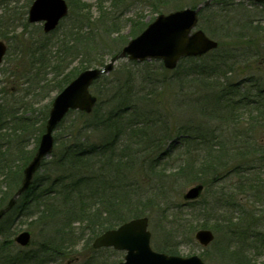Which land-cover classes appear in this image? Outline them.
Returning a JSON list of instances; mask_svg holds the SVG:
<instances>
[{
    "label": "rangeland",
    "instance_id": "1",
    "mask_svg": "<svg viewBox=\"0 0 264 264\" xmlns=\"http://www.w3.org/2000/svg\"><path fill=\"white\" fill-rule=\"evenodd\" d=\"M32 1L0 0V39L8 45L7 55L0 64V163L3 162V157L5 162L13 165L14 173L15 171L19 173L18 169L23 159L28 157L34 148L29 162L35 156L40 137L46 129L52 99L57 93L51 92L50 89L57 73V68L52 64L53 57L47 55L50 59L44 61L36 50V44L41 45L45 42L52 44L57 38L55 35L54 38L45 37L43 40V24L28 22V10ZM81 1L80 4L75 1V9L85 12L83 10L85 3L86 13L92 23L91 28L102 31L106 27L99 19L103 11L108 24L112 23L113 34L109 32L110 35L105 36V44L101 51L103 63L92 66L100 67L109 62L118 48L123 47L121 45L125 41V36L128 37L132 28L130 19L133 21L140 19L141 24L147 25L160 13L169 14L179 9L192 8L204 0H165V2L126 0L121 4L107 0L106 4H102V9L100 2L104 0ZM115 24L116 26H113ZM198 28L203 29L211 38L219 42L216 55H223L220 70L223 76L227 74V77L237 81L238 84L246 83L250 78L261 79L264 82V3L250 0H223L219 3L215 1L200 14ZM51 49L55 50L53 47L45 46L46 52ZM205 56L206 60H210L214 57V53ZM87 59L90 61L92 58ZM158 61H137L140 65H130L135 69H141L146 63L154 66ZM129 63L127 58L118 60L109 76H117L120 69ZM183 65L185 66L186 63L182 60L178 68ZM176 70H168L163 74L173 76ZM92 92L97 95L95 91ZM154 92L158 95H152L153 99L148 98L140 102L146 114L139 119L148 124H143L135 134L134 138L138 137L139 141H134L131 143L132 146H129L128 137L123 136V144L119 143V146L123 147L122 153L129 147L135 149L137 146L143 149L147 147L144 152L147 159L142 161L143 168L137 186L146 193L143 198L150 199L149 204L139 207L145 211L141 216L149 218L148 228L151 232L153 248L156 249L155 245H161L163 242L172 244V241L174 243L180 241L182 255L198 254L206 264H245L247 257L252 260V264H264V157L248 153L245 156L246 160L240 165L241 168L227 174L225 171H219L220 169L204 171L203 174L200 171L189 172L188 169L184 175L179 174L194 156L198 161L204 155V151L196 147V143L203 144L205 137L203 135L198 137L200 142L194 140L190 142L193 144L192 153H185L188 138L184 132L181 133L182 129L187 128L189 134H197L200 126L208 128L210 133L205 137L206 142H217L215 137L227 139L231 134L229 130L226 133L222 131L221 134L222 124L215 119L218 114L203 115L201 109L198 110V107L202 108L198 102L210 103L209 96L204 97L201 89H189L185 92L170 82L162 91ZM103 97L104 100L99 101L94 107L92 115L106 113L109 110L108 97ZM45 117L47 119L44 124ZM73 118L74 116L69 114L54 132V150L44 160L45 162L48 163L58 152L59 143L56 138L65 133V125ZM247 118L248 115L245 114L239 117V121L245 125ZM141 130L149 132L140 134ZM90 134L93 135L91 140L94 143L102 140L101 131H91ZM248 140L252 144L264 145V129L256 127L248 134ZM247 148L243 147L244 150ZM254 158L258 159L257 164L256 162L253 164ZM257 165L259 168L254 172L249 171V167ZM44 167L46 166L40 168L35 178L44 177L46 173ZM22 174L23 177L20 178L17 188L23 181L24 169ZM52 174L55 175V172ZM256 177L260 181L253 186ZM201 180L205 182V189L200 196L194 200L184 198V194L191 187L203 183ZM36 186L40 188L43 185L39 181ZM0 188V197L1 192H9L6 191L7 188L2 189V186ZM5 196L3 203L11 198L10 195ZM23 198L25 197H20L18 206L24 203ZM155 200L157 201L154 204ZM19 213V208L11 210L0 221V253L6 249L14 255L19 252L20 246L15 243L14 237L23 230H30L32 233L33 243L28 249H36L46 244L48 240L47 231L44 230L41 221L20 216L21 214L17 216ZM202 223L215 234L214 241L208 247H202L194 238L195 232L201 228L199 226ZM167 230L169 234L178 233V240L170 239L168 234L166 236ZM68 234L78 237L77 249L69 252L61 260L57 255L50 259L44 258V260H52L45 262L46 264H95V257H100L106 264H115L124 259V251L112 253L109 248L94 251L91 246L93 239L87 240L88 234L83 235L82 230L74 229L70 233L68 230ZM2 246L4 249L1 248ZM237 251L238 255H244L245 259L241 258L239 261L238 258V262L236 259L234 262V252ZM99 262L96 260V264Z\"/></svg>",
    "mask_w": 264,
    "mask_h": 264
},
{
    "label": "trees",
    "instance_id": "2",
    "mask_svg": "<svg viewBox=\"0 0 264 264\" xmlns=\"http://www.w3.org/2000/svg\"><path fill=\"white\" fill-rule=\"evenodd\" d=\"M67 1L72 7L69 15L51 33L52 36L42 34L43 40L45 37L46 39L54 38L53 36L56 35V42L36 44V50L41 59L46 61L50 59L47 55H51L53 57L52 64L54 68H57L50 88L51 92L61 91L80 71L93 65L102 64L101 51L105 44L104 38L106 35H110L109 32L113 34L112 23L108 24L105 11L100 13L99 19L106 27L102 31L94 30L90 27L92 23L86 13L85 3H83L85 12L82 13L81 10L75 9V1L80 4L81 0ZM106 1L100 2V9L103 8L102 4L107 3ZM110 1L112 2V0ZM161 1L165 2V0ZM215 1L219 3L223 0H214L212 3ZM124 2L126 0L113 1L114 4ZM130 22L132 28L129 30L128 37L125 36V41L121 46L140 34L147 26L141 24L140 19L135 21L130 19ZM45 46L53 47L55 50L51 49L46 52ZM121 48L115 52H119ZM218 50L219 47L211 51L214 53V57L210 60H206V56L183 59L186 65L177 67L173 76L163 74L168 70L162 61H158V64L154 66L146 63L141 69H135L132 66L138 64L137 61H129L130 63L120 69L117 76L110 77L111 72L94 82L91 90L97 93L98 103L104 100L103 96L108 97L109 110L102 114L95 113V116L92 115V112L87 114L82 111H70L69 114L74 118L65 125V133L56 138L59 143L58 152L48 163L42 162V166H46L44 167L46 169L44 177L42 179L34 178L31 187L23 194L24 203L18 206L19 202H17L12 209L19 208L20 213L17 216L21 214L20 216L41 221L44 230L47 231L46 244L36 249L19 247L20 251L15 255L6 249L0 253V264H46L45 262L52 260H44V258L50 259L54 255H57L61 260L69 252L77 249L78 237L69 236L68 230L69 233L74 229L82 230V234L85 236L88 234L87 240H90L107 229L117 227L127 221L126 219L144 215L145 211L139 206L149 204L150 199L143 198L146 193L142 189L140 190L138 183L143 168L142 161L147 159L144 155L147 147L144 149L139 146L136 149L129 147L126 152L122 153L123 147L119 146V143L123 144V136L128 137L129 146H132V142L139 141L138 137L134 138L135 134L143 124H148L139 119L146 114V111L142 110L140 102L146 101L148 98L153 99L152 95H158L154 91H162L167 83L176 84L185 92L189 89H201L204 97L209 96L210 103L198 102L202 106V108L198 107V110L201 109L203 115L218 114L215 119L222 124L221 134L222 131L226 133L228 130L231 134L227 139L215 137L217 142H206L205 137L210 133L208 128L200 126L197 129V134H189L187 128L182 129L181 133L184 132L188 138L185 153H192L193 144L190 142L193 140L200 142L198 137L203 135L205 136L203 144L196 143V147L201 148L204 155L198 161L194 156L179 171V174L184 175L188 169L189 172L200 171L202 174L204 171L220 169L219 171H225L227 174L234 169H240V165L243 160H246L245 156L248 153L264 157V145L252 144L248 140V134L252 133L256 127L264 129V82L261 79L250 78L246 83L238 84L237 81L227 77V74L223 76L220 73L223 55H216ZM88 57L92 59L89 61ZM120 73L121 75H119ZM245 114L248 115V118L243 125V122L239 121V117ZM46 119L47 117H45L44 124ZM63 121L60 125L63 124ZM153 130L155 129L153 128ZM91 131H101L102 140L94 143L91 140L93 136L90 134ZM145 132L149 131L141 130L140 134ZM225 136L227 137V134ZM243 147L248 148L244 150ZM34 150L35 148L32 149L28 157L23 159V163L18 169L19 173L16 171L14 173L13 165L5 162L2 157L0 187L7 188L6 191L9 192H1L0 209L8 203V201L3 203L5 195L12 197L18 189L20 178L23 177V169L28 164ZM257 161L258 159L254 158L253 164L255 162L257 164ZM257 168L259 165L248 169L254 172ZM49 171L55 172V175ZM258 177L254 178L253 186L260 181ZM39 181L43 186L37 188L36 185ZM205 226L206 224L202 223L199 227L205 228ZM167 234L170 239L178 240V233L169 234V230H167L166 236ZM179 242L172 241V244L163 242L161 245L156 244L155 247L162 252L181 255ZM4 244L5 242H3ZM1 248L4 249V246ZM111 250L112 253H117V251ZM234 254V262L235 259L238 262V258L239 261L244 258V255H238V251ZM96 260L100 261L98 264H106L100 257H95V264ZM54 261L56 262V260ZM245 264H252V260L247 257Z\"/></svg>",
    "mask_w": 264,
    "mask_h": 264
},
{
    "label": "water",
    "instance_id": "3",
    "mask_svg": "<svg viewBox=\"0 0 264 264\" xmlns=\"http://www.w3.org/2000/svg\"><path fill=\"white\" fill-rule=\"evenodd\" d=\"M264 2V0H254ZM211 0L197 8H185L169 14H159L146 29L131 39L123 49L115 54L103 67L89 68L81 71L54 98L46 125L41 136L36 155L24 171L21 187L10 199L8 205L0 210V220L16 204L31 185L34 174L41 166L42 160L50 155L54 146L53 133L57 125L70 110L91 112L97 102L90 87L103 74L110 73L118 60L145 61L161 59L168 69H174L181 58L202 56L218 47V42L210 38L202 29H196L199 12L209 5ZM69 6L66 0H34L29 9V22H44V31L54 30L61 19L67 16ZM196 29L195 31H193ZM7 46L0 40V64L6 54ZM202 184L191 187L185 194L186 199L200 196ZM148 217H138L124 222L114 229H109L98 236L93 243L94 248L114 247L126 251L125 260L118 264H206L198 254L190 256L170 255L153 249L151 232L148 229ZM197 241L208 246L215 238L210 229H199L195 233ZM22 246H28L31 233L22 231L15 237Z\"/></svg>",
    "mask_w": 264,
    "mask_h": 264
}]
</instances>
